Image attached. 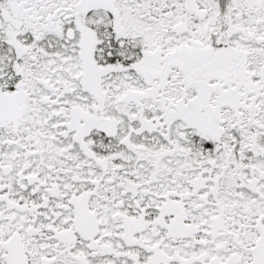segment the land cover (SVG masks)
<instances>
[{
	"label": "snow or ice",
	"instance_id": "obj_1",
	"mask_svg": "<svg viewBox=\"0 0 264 264\" xmlns=\"http://www.w3.org/2000/svg\"><path fill=\"white\" fill-rule=\"evenodd\" d=\"M0 264H264V0H0Z\"/></svg>",
	"mask_w": 264,
	"mask_h": 264
}]
</instances>
